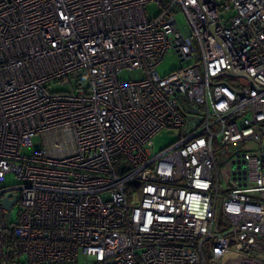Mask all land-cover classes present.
I'll return each instance as SVG.
<instances>
[{"label": "built area", "instance_id": "obj_1", "mask_svg": "<svg viewBox=\"0 0 264 264\" xmlns=\"http://www.w3.org/2000/svg\"><path fill=\"white\" fill-rule=\"evenodd\" d=\"M0 264H264V0H0Z\"/></svg>", "mask_w": 264, "mask_h": 264}, {"label": "rangeland", "instance_id": "obj_2", "mask_svg": "<svg viewBox=\"0 0 264 264\" xmlns=\"http://www.w3.org/2000/svg\"><path fill=\"white\" fill-rule=\"evenodd\" d=\"M155 2H151L148 4H145V12L147 14V17H154L156 15H158L159 13V9L157 7V5H155ZM179 19V23L181 26H183V19L181 16L178 17ZM181 65L180 63L177 61V59L175 58V56L168 55L166 56L163 61L161 62L160 65H158L157 71L161 76H165L170 74L173 71H176L177 69H180ZM141 77V73L139 71L135 70H125L123 72H121L119 74V80L122 81H129V80H136L137 78ZM71 84L73 88L76 87V83L75 81H71ZM86 84V83H84ZM70 86H61V85H54L50 88L51 92H68L71 90ZM47 138H42L40 135H37L33 138L32 140V144L34 145V147H36L37 145H47L48 141H46ZM175 140L173 131H167V132H162L161 134H159L156 138H154V148L155 151L157 150H161L165 147H167L168 145H170L171 143H173ZM228 153H230L229 148L225 149V151L220 155L219 158V173L222 179V184L224 186V188H227V185H225V177H227L228 173V167H227V155ZM14 181L12 177H8L6 182H12ZM127 192L129 193H133V189L131 188V186H127ZM16 217V213L15 210L12 213V217H10L12 220H14ZM80 262L83 263L84 259L82 257H80Z\"/></svg>", "mask_w": 264, "mask_h": 264}, {"label": "water", "instance_id": "obj_3", "mask_svg": "<svg viewBox=\"0 0 264 264\" xmlns=\"http://www.w3.org/2000/svg\"><path fill=\"white\" fill-rule=\"evenodd\" d=\"M228 75L229 76H233L234 74H232L229 71V74ZM236 76H238V75H234V77H236ZM241 77H243L246 80H248L245 76H241ZM15 201H16V196L13 197V202H15ZM9 205H11V202H9L8 200H6V199L1 200V206H3L4 208L8 209L10 207Z\"/></svg>", "mask_w": 264, "mask_h": 264}, {"label": "trees", "instance_id": "obj_4", "mask_svg": "<svg viewBox=\"0 0 264 264\" xmlns=\"http://www.w3.org/2000/svg\"><path fill=\"white\" fill-rule=\"evenodd\" d=\"M116 171L119 172L118 168H116Z\"/></svg>", "mask_w": 264, "mask_h": 264}]
</instances>
